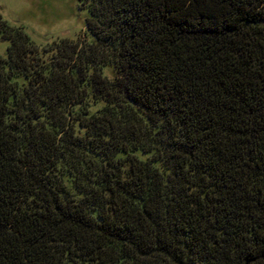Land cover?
I'll return each instance as SVG.
<instances>
[{"label": "trees", "instance_id": "trees-1", "mask_svg": "<svg viewBox=\"0 0 264 264\" xmlns=\"http://www.w3.org/2000/svg\"><path fill=\"white\" fill-rule=\"evenodd\" d=\"M79 6L0 8V264H264V0Z\"/></svg>", "mask_w": 264, "mask_h": 264}, {"label": "rangeland", "instance_id": "rangeland-1", "mask_svg": "<svg viewBox=\"0 0 264 264\" xmlns=\"http://www.w3.org/2000/svg\"><path fill=\"white\" fill-rule=\"evenodd\" d=\"M1 12L10 23L23 25L39 44L47 40L82 33L86 10L79 0H0ZM8 41H0V54Z\"/></svg>", "mask_w": 264, "mask_h": 264}]
</instances>
